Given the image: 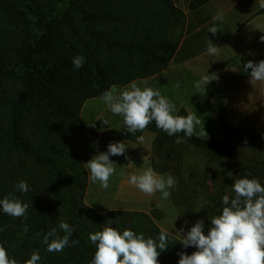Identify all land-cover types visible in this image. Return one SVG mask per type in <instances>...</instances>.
<instances>
[{"label":"trees","instance_id":"16d2710c","mask_svg":"<svg viewBox=\"0 0 264 264\" xmlns=\"http://www.w3.org/2000/svg\"><path fill=\"white\" fill-rule=\"evenodd\" d=\"M211 1L192 0L189 9ZM258 14H264V8ZM185 19L175 0H0V200L14 196L29 205L26 219L0 208V245L17 264H25L34 251L41 257L38 264H90L96 245L89 234L101 231L108 221L121 234L125 229L145 238L159 234L157 221L163 212L158 209L151 214L101 213L87 205L89 176L77 141L85 129L81 118L85 103L99 99L113 85L125 87L161 73L175 52L171 33ZM78 55L85 57V63L76 70L72 61ZM261 60L248 55L243 63ZM250 73L251 69L242 78H250ZM205 88L221 139L188 138L182 132L170 137L155 121L135 135L125 126L96 138L99 152H106L109 143H136L146 131L153 133V170L164 174L173 169L179 181L171 189L174 206L184 216L203 220L207 234L211 218L222 214L223 196L235 197L236 179H258L264 186V162L234 160L239 143L264 146V136L255 128H233L221 91L213 82ZM178 115L188 112L182 108ZM178 137L185 142L176 144ZM186 150L202 153L208 160L202 170L189 169V180L182 175ZM21 180L29 186L27 193L15 187ZM201 197L207 201L203 208L198 206ZM61 220L74 228L70 245L73 240L79 243L49 252L43 234L57 228L63 236L58 228ZM196 250L184 248L176 238L161 252L159 264H179L178 253L191 255Z\"/></svg>","mask_w":264,"mask_h":264},{"label":"clouds","instance_id":"9594fccd","mask_svg":"<svg viewBox=\"0 0 264 264\" xmlns=\"http://www.w3.org/2000/svg\"><path fill=\"white\" fill-rule=\"evenodd\" d=\"M259 6L264 8V0H258ZM223 13L213 16V26L208 29L212 34L218 33L216 21L223 22ZM264 43V36L260 37ZM220 47L211 40L207 44V53L217 55ZM74 69L83 67L85 57L78 55L73 58ZM250 73V84L254 87L257 82L264 83V60L256 63L248 61L243 68L244 72ZM206 74L195 82V88L204 92V86L209 85L213 80ZM147 80L132 81L119 92L117 86L113 85L105 91L99 99L102 100L108 109L114 114L123 117V123L127 132L135 135L137 131L143 132L150 123L155 121L156 127L163 130L167 135L174 136L177 133H184L188 138L193 135H207L204 125L199 133L196 127L201 125L200 118L192 112L187 116L174 115L175 104L168 98L161 95L159 90L148 87ZM143 86V87H142ZM179 83L175 87L179 88ZM108 125V121L102 120ZM94 126V125H92ZM144 136L137 137V142L143 144ZM185 140L178 137L176 144H182ZM127 147L124 142L109 143L106 152H100L90 161L84 164L88 170L89 183L99 182L103 189L109 187V179L115 173L116 165L110 160L112 156H125L129 160L128 168L134 164L125 155ZM144 161L147 156L143 157ZM128 183L138 188L146 195H154L156 192L162 194V199H168V189L175 187V180L171 175L164 176L157 174L151 166L142 170L140 174L129 173ZM16 189L27 193L28 184L21 180L16 184ZM235 193L233 199L224 195L222 214L211 218V227L205 234L204 221H198L186 234L184 230L170 232L161 227L159 234L155 237L145 238L144 234H136L132 230L125 229L121 234L116 228L108 226V221L101 231L89 234L92 244L96 245L94 258L90 264H159L158 257L161 252L167 250L170 241L180 237V243L184 248L194 247L197 250L191 255L185 252L178 253L179 264H264V186L258 179L238 178L232 186ZM207 201L201 197L198 206L203 208ZM29 205L23 203L19 198L8 196L0 200V208L9 216L26 219V212ZM58 228L64 232L60 236L57 228H52L43 234V243L49 252H62L66 246H75L78 240L71 241L74 228L67 222L61 220ZM25 233L28 226L25 224ZM41 233H37L40 236ZM159 250V251H158ZM41 259L38 252H33L31 258L25 264H38ZM0 264H17L15 259H10L5 247L0 245Z\"/></svg>","mask_w":264,"mask_h":264},{"label":"rangeland","instance_id":"374dc122","mask_svg":"<svg viewBox=\"0 0 264 264\" xmlns=\"http://www.w3.org/2000/svg\"><path fill=\"white\" fill-rule=\"evenodd\" d=\"M175 3L183 12L190 10L188 2L185 0H175ZM185 4L186 6H184ZM261 21L264 22V18L263 20L261 19ZM184 23L185 21L171 33L170 41L173 46L177 44L179 38L176 29L182 28ZM263 28L261 30L259 26H254V21H251L249 24H245L241 28V31L237 32L232 37L219 38L217 42L214 43L216 46L220 47L218 54L215 56L209 55L206 52V55H201L198 59H188L191 56L192 58L197 56L191 53L195 51V48L191 45L186 56L188 60H185L180 65L182 68L176 67V70L172 69L166 74H162L156 78L144 80L148 81V87L159 90L161 95L175 104L176 111L174 115H178L179 111L184 108L188 113H195L200 118L201 125L196 127V133L201 131L203 125L207 133V135L200 137L221 139L222 131L214 115L213 101L206 91L201 92L195 88V82L204 76L201 71L211 72L213 69L222 67V64H224V69H222L224 72L238 74V72L241 71L243 75L239 79L246 83H242L236 87H226L224 91L229 124L235 129L255 128L264 136V83L257 82L253 87L249 82V78H242L244 76V50H251L252 46L260 47L263 45V43L258 40L261 37L258 36V34L264 32ZM204 33L206 32L204 31ZM204 33L200 35L205 36ZM196 35L194 33L190 34V43L197 42V39H194ZM207 39L210 40L211 38L206 36L205 40ZM205 43L208 44L207 42ZM193 45L195 46L197 44ZM257 48L255 51H257ZM238 54L242 55L238 57ZM194 69H197V71L195 70L193 71L194 73H192L191 70ZM177 83L180 85L179 88L175 87ZM123 88L124 87L117 86V91L119 92ZM81 118L84 122L85 129L79 134L77 147L85 164L100 153L97 147L96 135L94 134L102 133L109 129H121L124 128L125 125L123 123V117L114 115L100 99L87 101L83 107ZM105 119L108 121V125L103 124L102 120ZM144 138L143 144H139L138 142H125L127 147L125 155L129 157L134 164L132 168L127 167L129 160L126 159L125 156L110 157V160L116 164L114 165L116 171L109 179V187L103 189L99 182L91 183L90 190L89 187L87 190V194L89 193V195H86V203L91 206L89 201L94 200L99 203L101 208L106 207V210L121 208L122 210L142 211L148 214L158 209L163 212V218L157 221L160 228H166L170 232L183 229L184 234H186L198 220L196 216H184L180 210L174 206L171 197V189H168L170 196L165 200L161 198L162 194L160 192H156L154 195L149 196L140 192V190L134 186L123 185L122 183L124 180L128 182L129 173L135 172L139 174L141 170H143V163L149 162L148 159L146 161L143 159V157L148 155L146 154L147 152L151 154L152 158L150 160V165L153 168L154 154L152 149L151 151L148 150V146L154 138V134L146 132ZM151 148H153V146H151ZM186 153L182 175L186 180H189V169L195 167L194 169L198 171L202 170L208 164V160L202 153L193 150H186ZM234 160L240 164L264 162V146L254 143H239L235 149ZM170 164L174 165L175 162L171 161ZM146 165L148 166L149 164L146 163ZM139 167L140 169H138ZM216 167L220 169L221 166L216 165ZM172 172L173 169H171L170 173H156L164 176L165 179L167 175H171L177 187L179 184L177 180L178 176L177 174H172ZM215 172L219 177H222V172H220V170L217 169ZM212 184L213 183H210V186ZM119 185L120 187L122 186L120 189H118ZM177 238L180 237L177 236Z\"/></svg>","mask_w":264,"mask_h":264},{"label":"crops","instance_id":"0c3cea01","mask_svg":"<svg viewBox=\"0 0 264 264\" xmlns=\"http://www.w3.org/2000/svg\"><path fill=\"white\" fill-rule=\"evenodd\" d=\"M185 1H187L188 4H190L192 0H185ZM184 6H186V4ZM261 9L262 8L259 6L258 0H213L203 5L199 9L184 11L186 15V19H185L184 26L182 28L176 29L178 32L179 38H178L177 44L175 45V52H174L173 58L169 62L167 67L161 73H159L158 75L154 77L156 78L162 74H166L168 71L172 69L176 70V67H180L181 63L184 62L185 60H188V59L194 60V59H198L201 55H206L207 44L205 42L207 43L209 42L208 39L205 40L206 36L210 37L211 38L210 40L213 41V43H215L217 42L219 38L232 37L234 34L241 31V28L245 24H249L251 21L252 22L254 21V26H259L260 29L262 30V28L264 27V22L261 21V19L263 20L264 14H261V15L258 14V12ZM218 13H223L224 20L223 22L216 21L218 33L212 34L208 31V29L213 26V16ZM204 31L206 33H204ZM191 33H194L195 35L199 34V35H196V37L194 38V39H197V42H191V43L189 42ZM202 33H204L205 36L200 35ZM258 36H264V32L262 34H258ZM258 40L260 41V38ZM193 44H197V45L194 46ZM191 45L195 48V51L191 53L196 54L197 56L195 58L194 57L192 58L191 56L187 59L186 56H187L188 50ZM257 47L258 46H255V47L252 46L251 50H247V49L244 50L245 51L244 57L250 55L254 58H264V43L262 46L258 48ZM256 48H257V51H255ZM241 55L242 54H238L237 56L239 57ZM221 66L222 67H220L219 69L211 70V72L201 71V73L204 75L215 74L217 76V79H215V76H211V79H215L212 82L218 87V89L221 91V93L223 94L225 98L224 91L226 87H236L246 82L239 79L243 75L241 71H239L238 74L236 73L231 74V73L222 71V69H224V64H222ZM195 70L197 71V69H194V70H191V72L194 73L193 71ZM199 76H202V75H199ZM236 76H237V79H236ZM146 132H149V131H146ZM94 135H97V133ZM154 139H155V135H154V138L149 143V146H148L149 151H151L152 149L151 146H153ZM126 143H129V142H126ZM146 154H148L147 159L149 160V162H146V163L149 164L148 166H151L150 165V160L152 158L151 154L150 152H147ZM146 163H143V166H144L143 170H146V168L148 167ZM138 169H140V167ZM122 183L123 185H131L128 182H126V180L122 181ZM90 186L91 184L89 183V186H88L89 190H90ZM121 187L119 185L118 189H120ZM88 195L89 193L87 194V196ZM89 203L91 207L96 209L98 212L106 213L108 211H111V209L106 210V207L101 208L99 203H97L94 200H90ZM113 210H122V209L120 208V209H113Z\"/></svg>","mask_w":264,"mask_h":264}]
</instances>
